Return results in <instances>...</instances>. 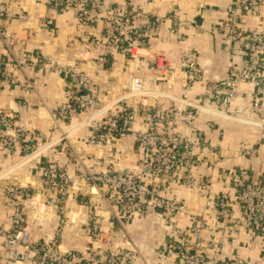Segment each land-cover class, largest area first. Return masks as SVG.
I'll return each instance as SVG.
<instances>
[{
  "label": "crops",
  "instance_id": "1",
  "mask_svg": "<svg viewBox=\"0 0 264 264\" xmlns=\"http://www.w3.org/2000/svg\"><path fill=\"white\" fill-rule=\"evenodd\" d=\"M50 1L0 0V27L16 40L12 53L0 42V59L9 61L21 52L42 53L59 66H77L93 81L95 92L105 101L104 106L128 93L131 78L141 77L147 79V88L158 94L154 98L140 99L141 104L150 106L146 109L157 115L158 110H166L169 106L181 111L184 105L179 97L185 81L180 72L170 88L166 83L148 79L157 57L163 56L176 66L183 54L191 53L203 69L205 80L215 81L228 76L245 49L244 42L230 45L225 33L219 30L233 0H100L94 14L104 13L115 4L134 9L135 15L129 25L141 32L142 38L131 35L123 44V49L127 50L144 47V55L134 59L122 54L124 52L108 53L104 47H97L95 39H100V24L82 27L72 12L66 9L57 12L49 6ZM20 12L26 15L25 20L17 18ZM241 24L246 30L264 31V6L256 17L242 16ZM7 70L16 78V83L0 79V112L14 117L25 129L24 143L29 149L22 151L15 146L9 150L0 145V220L11 210L4 201L6 188L21 185L38 204L35 209H27L28 217L34 222L47 223L41 228L29 223L27 228L33 237L48 241L57 222L63 219L61 247L66 251L84 252L92 245L99 247L97 252L103 257L110 250L131 249L134 244L146 257L150 255L149 248L169 243L161 230L162 223H157L152 216L132 217L122 230L117 225L111 229L110 222H115L114 217L118 215L114 195L105 186L83 180L82 175L88 172H126L134 167L138 154L131 136L114 138L103 147L88 145L92 132L89 124H81L84 117L66 119L61 115L60 109L70 107L79 91L77 78H62L37 67L15 69L8 64ZM204 91L201 83L193 84L187 91L186 101L199 105ZM238 91V97L226 109L206 103L197 111L191 129L177 125L174 130L190 141L198 135L202 145L209 148V154L205 150V164L197 166L194 174L210 183L213 195H224L233 202L239 184L264 176V146L252 110L254 100L264 106V88L243 83ZM107 93H112L110 98ZM137 101L128 102L137 108L140 105ZM104 113L103 107L97 112L99 117ZM145 122L144 118L136 117L132 130L143 129ZM47 166L65 168L71 179L72 187L61 202L60 196L47 186L42 176ZM157 185L162 197L184 204V210L175 218L180 229L189 227L198 215L207 212L204 199L179 183L160 182ZM42 204L47 207L44 209ZM233 212L235 217L242 216L241 208L235 203ZM97 226L103 230L100 242L95 240L93 230ZM220 252L233 260L250 258L255 261L258 245L253 242L247 226L242 224L234 229L232 239L224 240Z\"/></svg>",
  "mask_w": 264,
  "mask_h": 264
},
{
  "label": "built area",
  "instance_id": "2",
  "mask_svg": "<svg viewBox=\"0 0 264 264\" xmlns=\"http://www.w3.org/2000/svg\"><path fill=\"white\" fill-rule=\"evenodd\" d=\"M99 1L51 0L49 6L57 12L65 9L72 12L82 27H96L100 24L101 36L95 39V45L104 47L108 53L120 51L132 59L143 56L144 47L123 49L129 36L142 38V33L134 31L129 25V20L135 15L134 9L125 4H115L104 13L94 14ZM263 6L264 0H233L227 7L226 17L219 30L225 33L230 45L244 42L245 49L237 60L233 58L236 60L235 65L224 79L205 80L203 69L191 53L183 54L176 66L169 64L163 56L156 58L149 80L166 83L170 88L177 79V72L182 74L185 86L179 97L184 105L181 111L169 106L166 110H158L157 115L146 109L150 106L141 104L140 99L148 96L154 98L158 94L147 88V79L141 77L131 78L128 93L113 101L110 99L111 102L104 106L105 101L98 97L93 81L77 66H59L54 59L42 53L31 55L21 52L17 58L12 57L9 61L0 59V79L10 84H15L16 78L7 70L8 64L15 69L37 67L55 72L62 78L76 77L79 91L72 99L73 104L70 107L63 106L60 113L66 119L84 117L81 124H89L92 132L87 140L88 145L103 147L114 138L128 136L135 140L138 160L130 170L100 174L88 172L82 178L87 183L107 187L114 195L118 215L114 217L115 222H110L111 229L118 227L122 230L132 217L144 219L152 216L157 223H162L161 230L169 240L160 248H149L150 255L146 257L142 249L134 244L131 249L110 250L103 257L97 252L99 247L92 245L84 252L66 251L61 247L64 220L57 222L48 241L34 238L27 225L31 223L32 226L33 223L41 228L47 223H39V220L34 222L31 217L30 221L27 209H35L38 204L32 201L27 188L9 185L5 190L4 201L11 210L0 220V264H264V176L239 184L234 202L224 195H213L210 183L194 174L197 166L205 164L206 153L211 151L202 145L198 135L190 141L174 132L177 125L191 129L197 111L206 103L218 109H226L238 97L239 86L243 83L264 88V31L246 30L241 24L242 16L256 17ZM1 11L0 8V14ZM17 18L25 20L26 15L20 12ZM0 42L6 51L12 53L15 37L1 27ZM195 83H201L205 90L199 105L186 101L187 91ZM135 99L140 104L137 108L128 102ZM102 107L105 113L99 117L97 112ZM252 110L256 116L254 124L261 130V144L264 146V106L259 100H254ZM138 116L144 118L146 124L143 129L134 131L132 124ZM25 132L14 117L0 112V145L9 150L18 146L22 151H27L29 148L24 143ZM42 176L47 186L52 187L60 196L61 202L72 187L67 170L47 166ZM160 182H176L195 192L204 199L207 212L198 215L189 227L180 229L175 218L184 210V204L162 197L157 185ZM232 202L241 208L240 218L234 216ZM41 206L45 209L47 204ZM60 213L63 214L62 211ZM242 224L247 226L253 242L258 245L255 261L250 258L244 261L233 260L220 252L224 240L232 239L234 229ZM93 230L95 240L100 242L103 234L101 226L93 227Z\"/></svg>",
  "mask_w": 264,
  "mask_h": 264
},
{
  "label": "rangeland",
  "instance_id": "3",
  "mask_svg": "<svg viewBox=\"0 0 264 264\" xmlns=\"http://www.w3.org/2000/svg\"><path fill=\"white\" fill-rule=\"evenodd\" d=\"M172 84V83H171Z\"/></svg>",
  "mask_w": 264,
  "mask_h": 264
}]
</instances>
